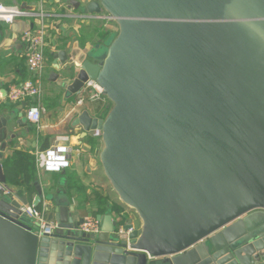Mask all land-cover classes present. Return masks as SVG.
I'll list each match as a JSON object with an SVG mask.
<instances>
[{"label":"water","instance_id":"95a60500","mask_svg":"<svg viewBox=\"0 0 264 264\" xmlns=\"http://www.w3.org/2000/svg\"><path fill=\"white\" fill-rule=\"evenodd\" d=\"M97 2L117 37L101 58L94 50L63 70L72 55L57 53L62 76L52 81L70 98L95 80L113 104L75 125L102 131L100 162L132 210L120 224L134 228L136 252L118 240L113 215L98 216L100 234L82 232L62 193L47 197L60 227L39 236L5 158L33 127L30 103L4 104L0 264H264V0Z\"/></svg>","mask_w":264,"mask_h":264},{"label":"crops","instance_id":"0c3cea01","mask_svg":"<svg viewBox=\"0 0 264 264\" xmlns=\"http://www.w3.org/2000/svg\"><path fill=\"white\" fill-rule=\"evenodd\" d=\"M92 1L0 0V3L18 4L24 9L36 11L43 9L49 15L47 68L43 74L44 93L40 100L45 113L40 128L33 126L21 131L20 139L5 158L13 155L17 166L8 187L17 195L26 197L29 205L33 206L37 203L38 189L42 190L44 195L42 202H38L39 205L36 207L45 209L47 216L52 220L55 218L49 213L47 197L52 194L58 196L61 193L65 194L68 207L73 212V217L78 220L87 216L98 218L100 215H113L116 221L118 219L120 221L123 213L132 212L121 202L104 173L100 162L104 147L102 140L96 138L93 132L85 135L84 128L75 125L77 117L86 110L95 118H104L109 100L104 98L105 101L88 102L83 108L74 110L73 106L80 94L68 98L66 92L59 87V82L52 81L53 74L62 76L63 69L88 58L95 50V43L103 42L107 34L112 32H107V29L111 28L109 25H116L107 23L106 20L85 18L98 14L106 15L103 12L88 14L84 7ZM31 27H33L31 19H19L13 25L0 23V105H12L8 98L10 88L31 78L26 65V46L22 42L24 32ZM65 50L71 53L72 58L59 71L56 69L55 55ZM60 94L62 95L59 96ZM96 103H101L100 108L103 111L98 109L99 105ZM58 136L70 138V142L66 143L69 148V167L61 172L38 171L36 152L51 148Z\"/></svg>","mask_w":264,"mask_h":264},{"label":"built area","instance_id":"2783aa9c","mask_svg":"<svg viewBox=\"0 0 264 264\" xmlns=\"http://www.w3.org/2000/svg\"><path fill=\"white\" fill-rule=\"evenodd\" d=\"M49 15L43 10L36 11L35 9H24L18 4L7 5L0 3V23L13 25L19 19L33 20V27L24 32L22 42L26 46L25 58L27 70L31 78L26 82L12 86L9 90L8 98L10 103L22 105L30 103L25 109V115L29 123L40 128L42 116L45 113L41 106L40 100L44 93L43 74L47 68L46 47L48 45L49 26L47 19ZM87 19H100L107 23H114V20L108 15L98 14L94 17L86 16ZM37 99L36 103H32L31 99ZM103 89L95 80H89L79 99L75 102L73 109H81L88 102L105 101ZM107 99V98H106ZM96 138L102 140V131H93ZM70 142L68 136H58L55 143L48 150L36 152V167L38 171L43 172H61L70 165L69 148L66 143ZM8 194V191H5ZM23 215L29 218L32 224L39 227V236H50L60 227L61 222L52 220L47 216L45 209L38 208L33 205L23 206L21 209ZM114 230L119 241H126L128 244L127 250L136 252L132 246L131 234L134 228L126 229L123 224H120ZM82 232L87 234H100L102 232L101 222L94 216L84 217L83 223L80 225Z\"/></svg>","mask_w":264,"mask_h":264},{"label":"rangeland","instance_id":"374dc122","mask_svg":"<svg viewBox=\"0 0 264 264\" xmlns=\"http://www.w3.org/2000/svg\"><path fill=\"white\" fill-rule=\"evenodd\" d=\"M84 10L87 11L88 14H97V12L99 13V10H100V7L98 5V2L97 0H93L91 3H88L86 7H84ZM104 12V11H102ZM101 13V12H100ZM111 26V28H109ZM109 29H107V32H110L107 34L106 36V39L103 41V42H97L95 43V51H98L97 54H96V57L98 58H101L103 55H105L110 47V45L112 44V42L115 40V38L117 37L118 35V31H119V28L117 25H114V24H110L109 25ZM62 94H60L59 96H61ZM98 104L99 106L98 109L102 110V108H100V105L101 103H96ZM113 107V104L111 103V101L108 102V111L106 114L103 115L104 118H106L110 112V110L112 109ZM105 110V109H104ZM25 220L34 226V224H32L31 220L29 218H25Z\"/></svg>","mask_w":264,"mask_h":264},{"label":"trees","instance_id":"16d2710c","mask_svg":"<svg viewBox=\"0 0 264 264\" xmlns=\"http://www.w3.org/2000/svg\"><path fill=\"white\" fill-rule=\"evenodd\" d=\"M17 158V157H16ZM15 160V157L13 158V166H14V171L17 170V166H16V160ZM16 166V167H15ZM14 178V174H12V179ZM39 208V207H38Z\"/></svg>","mask_w":264,"mask_h":264}]
</instances>
